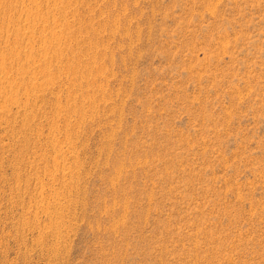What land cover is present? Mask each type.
Listing matches in <instances>:
<instances>
[{
	"label": "rangeland",
	"instance_id": "rangeland-1",
	"mask_svg": "<svg viewBox=\"0 0 264 264\" xmlns=\"http://www.w3.org/2000/svg\"><path fill=\"white\" fill-rule=\"evenodd\" d=\"M0 264H264V0H0Z\"/></svg>",
	"mask_w": 264,
	"mask_h": 264
},
{
	"label": "bare ground",
	"instance_id": "bare-ground-1",
	"mask_svg": "<svg viewBox=\"0 0 264 264\" xmlns=\"http://www.w3.org/2000/svg\"><path fill=\"white\" fill-rule=\"evenodd\" d=\"M45 43V42H44ZM15 98V97H14Z\"/></svg>",
	"mask_w": 264,
	"mask_h": 264
}]
</instances>
